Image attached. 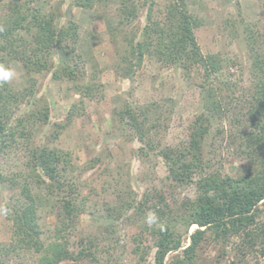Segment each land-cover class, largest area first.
Listing matches in <instances>:
<instances>
[{
  "label": "trees",
  "instance_id": "1",
  "mask_svg": "<svg viewBox=\"0 0 264 264\" xmlns=\"http://www.w3.org/2000/svg\"><path fill=\"white\" fill-rule=\"evenodd\" d=\"M73 2L85 9L96 4L117 5L120 25L126 28L138 18L139 8L146 7L148 0L143 4L141 0ZM33 3L34 0H28L7 5L0 25V65L11 71L10 63L20 61L28 74L52 69L54 79L66 76L74 80L79 75L78 25L70 22L57 28L54 17L42 14ZM198 26V20L188 10L187 0H172L160 16H155L150 7L139 37L126 38V51L118 66L120 75L126 79L134 75L146 57L175 69L189 71L198 67L203 71V110L190 126L186 145L171 147L157 143V133L167 127L169 118V112L159 103L127 106L119 113L124 128L142 145V155L157 153L173 185L192 184L196 188L195 198L186 197L180 204L164 190L144 194L138 203L123 204V213L135 209L145 214L152 210L156 216L154 224L143 233L153 241V248H143V240L136 239L134 253L141 262L154 249L153 264H165L170 253L181 250L182 254L174 256L169 264H197L195 255L207 229L214 232L215 240L237 237L250 247L259 246L264 257V51L252 46L250 84L239 88L221 74L224 61L220 56L204 55L201 51L195 35ZM93 88L83 87V97L91 98ZM33 93V86L19 92L9 82L0 84V157L15 153L20 140L25 141L26 155L25 170L12 174L0 171V185H9L12 193L5 205L12 236L8 244L0 245V264L24 255L34 257L35 264L78 263L91 256V252L83 249L75 255L61 236L45 241L40 227L39 211L48 202L43 190L66 194L60 198L63 210L60 215L65 225L74 222L83 209L75 202L77 188L68 176L73 167L71 154L31 147L37 124L49 116L48 108L35 109L37 105L20 112L21 105ZM73 113L72 110L69 117ZM214 128L213 142L219 139L227 143L238 162L246 165L242 173L227 174L207 159L205 146ZM193 225L198 229L189 235L190 244L183 248V233L179 229L188 234Z\"/></svg>",
  "mask_w": 264,
  "mask_h": 264
},
{
  "label": "rangeland",
  "instance_id": "2",
  "mask_svg": "<svg viewBox=\"0 0 264 264\" xmlns=\"http://www.w3.org/2000/svg\"><path fill=\"white\" fill-rule=\"evenodd\" d=\"M26 1L0 0V25L7 5ZM171 1L148 0L146 7L140 5L138 18L126 28L120 25L118 7L113 4L85 9L73 0H34L32 5L41 9L42 14L54 17L57 28L70 22L78 25L79 75L74 80L66 76L54 79L52 69L28 74L20 61L9 65L14 73L9 83L15 91L34 88L20 112L36 105L35 109L49 110L48 120L35 128L31 147L59 149L72 156L73 167L68 176L77 188L75 202L82 213L77 214L74 222L63 224L60 198L66 194H49L45 190L42 194L48 202L39 211L45 241L61 236L75 255L83 249L91 252L83 261L70 264H153L154 249L145 262L140 261L134 249L137 240H143V248H153V241L143 233L154 224L155 213L149 210L141 214L135 209L123 213V204L138 203L144 194L161 190L172 194L179 204L186 197L196 196L194 185L177 187L167 179L166 165L157 153L141 154L142 145L124 128L119 116L127 106L159 103L169 112V118L167 127L157 133V143L182 147L188 142L191 124L202 113L201 68L175 69L146 57L131 78H123L118 71L127 47L125 40L139 37L147 10L151 7L154 15L160 16ZM187 5L199 22L195 35L203 54L220 56L224 61L221 74L237 87H247L252 46L264 51V0H187ZM85 86L94 87L91 98L83 97ZM72 110L74 115L69 117ZM212 133L205 146L207 159L227 174L242 173L246 165L238 162L226 142H213L215 128ZM24 143L20 140L15 153L0 157V171L12 174L25 170ZM11 194L9 185H0V245L8 244L12 236V223L3 211ZM197 229L193 225L185 234L180 227L183 248L190 244L189 235ZM177 254L181 255L182 250L170 253L165 264ZM195 260L197 264H264L259 246L250 247L237 237L215 240L210 229L205 231ZM8 264H35V259L24 255L10 259Z\"/></svg>",
  "mask_w": 264,
  "mask_h": 264
},
{
  "label": "clouds",
  "instance_id": "3",
  "mask_svg": "<svg viewBox=\"0 0 264 264\" xmlns=\"http://www.w3.org/2000/svg\"><path fill=\"white\" fill-rule=\"evenodd\" d=\"M13 76H14L13 72L6 70L2 65H0V84L8 83ZM3 211L6 213L7 209H3ZM148 219H149V223H151L153 217L150 216Z\"/></svg>",
  "mask_w": 264,
  "mask_h": 264
}]
</instances>
